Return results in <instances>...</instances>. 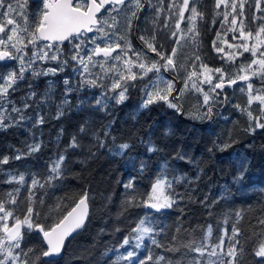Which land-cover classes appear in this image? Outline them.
Returning a JSON list of instances; mask_svg holds the SVG:
<instances>
[{"label": "trees", "instance_id": "1", "mask_svg": "<svg viewBox=\"0 0 264 264\" xmlns=\"http://www.w3.org/2000/svg\"><path fill=\"white\" fill-rule=\"evenodd\" d=\"M168 1L109 7L93 47L118 46L117 56L139 64L161 62L159 56L165 62L177 48L168 78L180 83L199 62L225 69L224 75L238 69L215 49L222 21L217 0L192 1L191 30L186 22L185 29H176ZM241 1L243 28L253 39L241 54L251 61L263 51L255 38L264 27V3ZM5 20L3 8L2 25ZM84 57L76 45L59 60L18 67L17 57L12 65L0 64V239L6 237L3 224L24 225L22 237L0 260L264 264V120L258 107L238 87L225 89V99L218 89L210 92L200 75L191 79L195 87L188 93L159 99L154 68L132 79L121 63L84 66ZM254 77L260 80L254 86L264 83V76ZM150 90L156 99L148 100ZM162 95L168 97L169 89ZM161 180L171 202L165 212L149 207ZM84 196L90 207L85 228L60 258L44 259L46 247L35 229L54 227ZM143 223L150 228L148 240L131 262L120 251Z\"/></svg>", "mask_w": 264, "mask_h": 264}, {"label": "rangeland", "instance_id": "2", "mask_svg": "<svg viewBox=\"0 0 264 264\" xmlns=\"http://www.w3.org/2000/svg\"><path fill=\"white\" fill-rule=\"evenodd\" d=\"M193 0H169V6H174V13L177 15V21H176V29H185V22L187 23L186 27L187 29L191 30L193 28L194 24V16L196 15V8L191 6ZM264 3V0H260ZM16 2L22 6V0H16ZM217 6L221 8L220 14L222 15V21L219 24V27L216 32V36L214 39V45L217 53L223 55L225 57V60L227 59L228 62H234L236 64L233 71L228 73L227 75H224L225 69H214L210 66H206L202 64L201 62L196 63L193 66V71L188 74V77H186L184 86L182 87L180 92L175 93V98H177L180 94H182L184 91L188 93L191 90V87H195V83L191 84V79L193 80L198 75L201 76V84L202 85H209L211 88L209 89L210 92H213L216 90V86L220 83H223L225 81H236L240 78H244L247 76H264V27L261 30V34L258 35L255 38V42H258V46H263V51L261 52L260 57H254L250 61V57H246V59H243V51L247 49H251L252 45V35L250 33H247L244 31L243 28V2L240 0L237 2L236 0H217ZM109 7H107L108 9ZM188 14V15H186ZM229 20V21H228ZM223 24V25H222ZM222 26V29H224V32H220V28ZM182 32V31H181ZM230 32H233V36L228 39V34ZM9 37L0 39V46L8 47ZM95 41V38H94ZM256 42V44H257ZM184 43V42H183ZM100 46L93 47V58L87 61L82 60L81 64L84 66H89L93 63H100V64H106L103 65V69H107L108 66L111 63H121V69L122 65H124L127 68V72L129 73V76L134 79L137 76H142L146 72H148L150 69L154 68L156 70V77L155 81L153 82V86L155 87V94L159 96V99L169 100L171 98L172 92H174L175 84L171 81V79L168 78L169 70L175 69V57L178 55L177 48L173 50V52L169 55L168 59L165 60V62H155L152 64H147V60L143 59V64L139 63H133L128 62L126 60L123 61V59L117 55L112 56L110 58H98L96 56L97 48ZM180 47V46H177ZM105 48V47H101ZM109 48V47H107ZM188 48H191V44L188 46ZM44 49L46 53L51 50V47L44 46ZM180 52V51H179ZM178 52V53H179ZM36 53H41L40 51H37ZM176 54V55H175ZM54 56H57L54 55ZM45 59V58H44ZM19 60V67L23 66V56L18 55ZM11 65V64H10ZM181 68L183 66L178 65ZM117 67V71L119 73L122 72V70ZM199 70V72H197ZM258 70V74H255L254 71ZM116 71V70H115ZM167 71V73L165 72ZM118 72L114 74H118ZM185 74V71L182 73V75ZM255 74V75H254ZM12 81V80H11ZM117 82V80H116ZM118 84V83H117ZM264 83L262 82V85H256L254 86L252 83H244L237 88V92L245 93L248 98L251 105L258 107V112L256 114H259L261 119L264 120ZM181 88V85H179L178 89ZM169 89V96L163 97L162 91ZM224 90L219 93L222 94V97H224ZM154 93L153 90L149 91V98L148 100L156 99V97H151V95ZM221 97V98H222ZM171 98V99H175ZM173 104V103H170ZM167 184L164 183L162 180L157 182L155 185V189L153 190V194L151 196V201L149 203V207H159L162 208V212H165L169 209L171 202L167 195ZM150 219V218H149ZM152 219V218H151ZM9 228V225L6 223L2 226V231L4 235L6 236V231ZM150 228L147 223L141 224V226L138 228L136 232V236L134 237V241L131 242L129 239L125 241V245L121 249V254H123V258L129 259L131 262H136V258L139 257L138 248L140 245L143 246L144 243L148 240ZM21 238V237H20ZM19 238V239H20ZM18 239V240H19ZM18 240L11 242L8 237H3L0 239V256L4 254V252L10 253V250L13 248L11 244L14 245V243L18 242ZM6 258L0 260V264H6Z\"/></svg>", "mask_w": 264, "mask_h": 264}, {"label": "water", "instance_id": "3", "mask_svg": "<svg viewBox=\"0 0 264 264\" xmlns=\"http://www.w3.org/2000/svg\"><path fill=\"white\" fill-rule=\"evenodd\" d=\"M46 8L43 18V25L38 30L39 38L48 43H66L72 36L78 35L81 31L91 33L98 26V17L107 7L111 5H121L128 0H90L86 11L75 8L74 0H45ZM4 34V29L0 26V36ZM117 52V48H99L96 51L98 58H110ZM13 58L6 50L0 51V64L10 65ZM257 82L256 77L247 76L236 81L220 83L217 89L222 87H233L244 83ZM177 91V90H176ZM175 91L171 94L175 96ZM151 210L159 211L161 208L153 207ZM90 207L88 196H84L67 213V215L54 227L45 231L42 227L35 229L41 235L46 252L44 259L56 260L64 252L67 242L80 233L88 223ZM24 225L17 222L6 231V236L11 242L22 237Z\"/></svg>", "mask_w": 264, "mask_h": 264}, {"label": "flooded vegetation", "instance_id": "4", "mask_svg": "<svg viewBox=\"0 0 264 264\" xmlns=\"http://www.w3.org/2000/svg\"><path fill=\"white\" fill-rule=\"evenodd\" d=\"M89 2L90 0H74V7L86 11L89 6ZM111 6H115V5H111ZM3 8L5 10V18H6L5 20L6 24L4 25H2L1 23V15ZM45 8H46L45 0H23L22 6H20L16 2V0H0V26L4 29V34L5 32H7L8 35L7 37H9L8 40L9 46L6 47V49H3L4 46H1L2 49H0V51L2 50L8 51L14 61L17 59L18 55H22L23 63L24 64L26 63L29 66L30 61L38 62L41 60L45 61L47 59H53V58L54 59L56 58V60L62 59L63 54L67 50H70L71 48H75V46L78 45L81 48L82 53L85 54L83 60L84 61H87L88 59L91 60L93 58V50H94L93 39H94L95 31L96 29L99 28L100 21L104 16L103 14L104 11L106 10L108 11L109 9H105L102 13L103 15L101 14L102 16L100 15L98 17V28L96 27L95 29H93L91 33H88L87 31H81V33H79L78 35L72 36L68 41H66V43H48L42 41L38 36V30L43 25V18L46 12ZM137 28L138 27L136 25L134 32V36L136 39H137ZM121 30H124V28H121ZM4 34L0 36V39L5 38ZM120 37H122V35H120ZM44 46L46 47L50 46L51 50L46 53ZM101 47L102 46L98 47L97 50ZM141 47H143V45H141ZM109 48L110 49L118 48V46H113ZM37 51H40L41 53L38 54L36 53ZM56 54L57 56H54ZM101 58L105 59L103 57ZM159 60L162 63L164 62L160 56H159ZM23 70L26 71L24 67ZM165 72L167 73V71ZM168 77L171 76L168 75ZM19 78L20 77H16L12 79V81L17 80ZM171 81L175 84V89L177 90V91L175 90V92H180L185 82L180 83V81H178L177 78H173V77ZM259 81L257 80V84H260ZM223 83H227V82H223ZM179 85H181L180 89H178ZM227 88L228 87L224 86L218 90L221 92L222 89H227ZM214 92H217V90ZM171 98H175V96L174 97L171 96ZM169 105L173 108H177V106L174 104H169Z\"/></svg>", "mask_w": 264, "mask_h": 264}]
</instances>
